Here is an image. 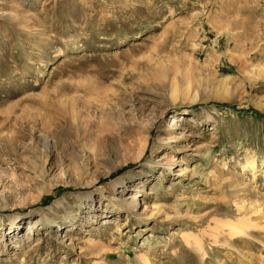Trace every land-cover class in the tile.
<instances>
[{
    "label": "rangeland",
    "instance_id": "1",
    "mask_svg": "<svg viewBox=\"0 0 264 264\" xmlns=\"http://www.w3.org/2000/svg\"><path fill=\"white\" fill-rule=\"evenodd\" d=\"M0 264H264V0H0Z\"/></svg>",
    "mask_w": 264,
    "mask_h": 264
},
{
    "label": "bare ground",
    "instance_id": "2",
    "mask_svg": "<svg viewBox=\"0 0 264 264\" xmlns=\"http://www.w3.org/2000/svg\"><path fill=\"white\" fill-rule=\"evenodd\" d=\"M42 145H43V148H44L45 151H49V148H50L49 138H47V137L42 138ZM248 166L253 169L254 164L253 163H248ZM118 184H121V183L118 182ZM127 205L131 206V204H127ZM46 222H47L48 225H51V224L55 223L53 220H50L49 218L46 220ZM10 224H11V226H15L14 220H12ZM35 225H36V222L33 223V225L31 227H29L28 230L30 231L31 229H33L35 227Z\"/></svg>",
    "mask_w": 264,
    "mask_h": 264
}]
</instances>
